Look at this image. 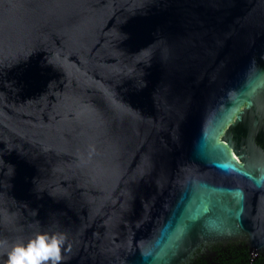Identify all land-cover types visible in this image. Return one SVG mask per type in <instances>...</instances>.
Listing matches in <instances>:
<instances>
[{
  "label": "water",
  "instance_id": "obj_1",
  "mask_svg": "<svg viewBox=\"0 0 264 264\" xmlns=\"http://www.w3.org/2000/svg\"><path fill=\"white\" fill-rule=\"evenodd\" d=\"M40 231L264 264V0H0V241Z\"/></svg>",
  "mask_w": 264,
  "mask_h": 264
},
{
  "label": "clouds",
  "instance_id": "obj_2",
  "mask_svg": "<svg viewBox=\"0 0 264 264\" xmlns=\"http://www.w3.org/2000/svg\"><path fill=\"white\" fill-rule=\"evenodd\" d=\"M66 237L61 232L40 231L26 242L0 241L6 256L5 264H62Z\"/></svg>",
  "mask_w": 264,
  "mask_h": 264
}]
</instances>
